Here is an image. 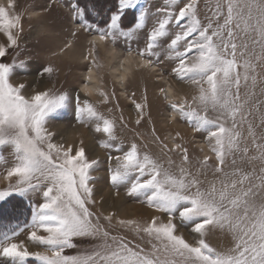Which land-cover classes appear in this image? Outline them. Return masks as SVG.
I'll return each mask as SVG.
<instances>
[{"label": "snow or ice", "instance_id": "6c2138e0", "mask_svg": "<svg viewBox=\"0 0 264 264\" xmlns=\"http://www.w3.org/2000/svg\"><path fill=\"white\" fill-rule=\"evenodd\" d=\"M15 7V0L0 5V34L6 38L0 43V152L11 156L9 162L0 155V216L8 218L0 223V264H264V0H164L154 13L142 0H116L103 26L91 21L93 13L99 15L95 6L74 0L68 5L71 19L92 36L83 57L91 65L80 88L86 98L54 87L25 94V83H13L17 69L27 70V62L15 57L4 62L8 50L19 47L24 30ZM131 12L135 15L125 23ZM150 15L155 22L149 27ZM145 31L143 46L134 50L131 42ZM44 33L45 39L52 34L47 25ZM119 40L127 42L117 75L122 87L128 81L125 65L138 61L139 69L155 71L169 62L175 83L159 87V95L172 121L204 135L210 154L198 159L195 171L179 132L169 146L152 128V143L165 159L154 156L147 144L125 145L118 136L128 123L119 103L111 106L116 93L93 80H102L97 45L115 46ZM71 48L73 41L66 40L52 55ZM55 72L47 64L37 74L51 81ZM132 104L135 125L146 115L151 123L147 89ZM64 110L72 113L73 127L93 134L104 150L113 195L120 197L123 190L151 210L150 218H122L103 209L93 175L102 161L89 157L83 134L71 142L63 135L57 140L58 132L49 127ZM180 228L194 234L191 242ZM217 232L230 237L228 247L209 243ZM77 240L92 246L66 255Z\"/></svg>", "mask_w": 264, "mask_h": 264}, {"label": "rangeland", "instance_id": "374dc122", "mask_svg": "<svg viewBox=\"0 0 264 264\" xmlns=\"http://www.w3.org/2000/svg\"><path fill=\"white\" fill-rule=\"evenodd\" d=\"M74 2V0H15V11L23 15V32L19 40V47L8 50V55L4 58V62H11L15 57L17 62L26 61L27 70L17 69L13 75V83H25L27 85L26 93L31 94L33 89L44 90L46 88H53L60 91H68L73 96L79 92L82 98L84 94L80 92V88L84 82V77L87 74V69L91 66L89 61L83 57L87 54L89 47V41L92 36L89 33L84 32L82 29L77 28L76 23L71 19L68 5ZM81 5H87L89 8L95 6L99 15L95 13L91 16V21L103 26V21L106 18V13L114 8L116 0H79ZM145 7L149 9L150 13H154L156 7H162L164 0H142ZM8 0H0V5L7 6ZM51 4V8L48 12H44L43 9ZM203 19V4L201 5ZM36 12H40L41 15H35ZM135 12L129 13L125 18V23H128ZM155 22V17L149 16V27ZM45 25L51 30V36L45 39L44 27ZM76 31L77 36L73 38L71 32ZM146 37V31L138 34L131 42L132 48L135 50L137 47H142ZM66 40L73 41V48L69 49L66 54H60L53 56V52L59 51V46ZM0 43L6 44V38L0 34ZM98 47V61L102 65L99 70V76L102 80H98L94 77L93 84H99L105 90L111 92L115 91L117 100L113 101L111 106H115L119 103L123 110V116L128 123V128L120 131L118 129V136L127 145L128 142L136 140L137 143L148 145L147 150L154 156L161 159H165L161 156L160 148L158 144L152 143L151 132L155 127L158 135L165 140L169 146H171V136L179 132L185 139L186 146L189 149V156L191 158V164L189 167L195 171L198 166V159H202L204 155L209 154L204 142V135L201 133L193 134L183 122L171 120L170 109L167 103L159 95V87H167L169 83H175L171 76L168 75L170 71L169 62H165L164 65L158 66L155 71L152 69H139L137 63L132 65H125V70L128 71V81L126 87H122L117 79L118 69L120 68V60L124 59L127 55L126 48L127 42L119 40L115 46L111 43L107 45H97ZM47 64H51L56 68V72L53 75L52 80H48L46 77L38 76V70ZM161 68L164 69L161 72ZM163 76V78H161ZM178 88L187 90V86L176 85ZM147 89L148 103H149V115L151 117V123H149V116H145L144 121L140 126L135 125L134 121L136 114L132 99H136L138 102L142 99L144 90ZM260 89L257 88L259 94ZM135 92L136 96L132 97V93ZM95 99V97H92ZM101 110H104V106H101ZM107 114V113H106ZM116 116L121 113H115ZM74 120L72 113L69 110H64L61 115L53 121L49 127L52 130L58 132L57 140L63 135L64 138L71 142L76 139L78 135L83 134L86 139V146L88 147V154L90 158L98 157L102 164L98 171L93 175L96 177V195L104 197L103 209L105 211L111 210L122 218H135L138 220H146L150 218L153 213L151 210L143 207L142 205L135 203L130 198L123 195L121 190V196L115 197L110 186L107 184L106 179V155L103 149H100L98 144L93 139V134L80 128L79 126L73 127ZM257 131H261L257 129ZM140 134L139 138L137 134ZM166 138V139H165ZM204 148V151H201ZM0 155L4 159L11 162V156L8 151L0 152ZM172 159L179 163V156L175 153L171 154ZM210 155V154H209ZM210 164H215L214 158L210 160ZM3 166H0L2 170ZM202 179L204 177H201ZM208 180L213 179L211 170L208 171ZM4 182L0 180V187H3ZM7 207V206H5ZM24 217L21 216L20 219ZM6 216H0V223L7 222ZM186 239L190 242L193 240L194 234L190 233L188 228H180ZM114 232H120L126 235L129 239H133L131 233H123L120 229H115ZM19 239H25V235H21ZM138 243H144L136 238ZM208 241L214 247L218 249H224L230 244V237L222 233H214L208 237ZM76 248L67 249L66 255H76L91 248V244L87 241H75ZM146 246V245H145ZM30 250H37L30 246ZM28 264H35L33 261H29Z\"/></svg>", "mask_w": 264, "mask_h": 264}, {"label": "bare ground", "instance_id": "6f19581e", "mask_svg": "<svg viewBox=\"0 0 264 264\" xmlns=\"http://www.w3.org/2000/svg\"><path fill=\"white\" fill-rule=\"evenodd\" d=\"M92 39V38H91ZM184 89V88H183Z\"/></svg>", "mask_w": 264, "mask_h": 264}]
</instances>
